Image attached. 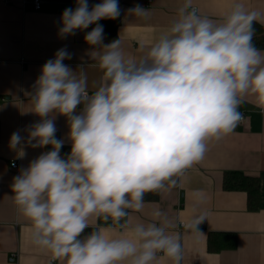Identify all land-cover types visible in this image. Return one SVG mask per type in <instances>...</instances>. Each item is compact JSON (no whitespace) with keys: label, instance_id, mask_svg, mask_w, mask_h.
<instances>
[{"label":"clouds","instance_id":"9594fccd","mask_svg":"<svg viewBox=\"0 0 264 264\" xmlns=\"http://www.w3.org/2000/svg\"><path fill=\"white\" fill-rule=\"evenodd\" d=\"M127 14L147 20L151 11L136 4ZM120 16L118 0H75L63 10L61 39L95 25L84 40L100 80L90 91L85 65L64 63L73 57L67 46L43 64L26 92L27 112L40 119L14 131L9 147L17 159L28 147L50 150L20 168L10 199L32 244L59 264H182L176 225L159 210L136 222L132 214L142 212L147 193L179 186L211 143L234 133L246 119V98L264 112V49L255 43L264 20L242 3L210 18L181 0L154 43L131 57L120 38L104 42L98 23ZM58 116L69 128L65 156ZM205 220L195 214L184 227L199 231Z\"/></svg>","mask_w":264,"mask_h":264},{"label":"crops","instance_id":"0c3cea01","mask_svg":"<svg viewBox=\"0 0 264 264\" xmlns=\"http://www.w3.org/2000/svg\"><path fill=\"white\" fill-rule=\"evenodd\" d=\"M41 1L42 10H35L33 0H0V264H51L52 261L48 253L32 244L31 228L19 218L10 199L13 177L19 174L22 166L27 167L32 159L46 151V147H28L26 157L17 159L16 152L9 147L14 131L23 130L40 119L27 112L31 104L26 92L32 91L43 64L64 46L73 54L71 60L64 61L65 64L73 70L85 65L90 91L98 85L101 76L88 55L90 46L84 40L86 32L95 25L61 39L58 35L60 17L65 8L75 7V0ZM88 2L93 5L102 0ZM118 2L121 16L117 39H121L129 56L137 57L141 48L150 47L170 24L181 0ZM192 3L201 14L210 18H220L234 3H242L247 9L260 12L261 20H264V0H192ZM136 4L151 11L149 19L127 14V9ZM106 41L105 38L104 42L108 43ZM240 110L246 119L233 134L211 143L205 158L186 171L179 186L158 192V198L146 201L142 212L132 214L133 222L149 219L155 210L168 217L181 236L182 264H264V112L255 107L251 97L246 98ZM55 124L57 138L65 139L61 149V155L65 156L71 150L66 139L67 120L58 116ZM21 134L27 135L23 131ZM12 162H18L17 170L11 167ZM229 171L259 176L261 199L258 210H249L245 192L224 189L223 177ZM200 213L206 215L200 230L186 229L184 225ZM99 223L108 227L103 221ZM89 231L91 229L86 230ZM210 233L235 234L237 248L210 252ZM160 264H171V261L162 259Z\"/></svg>","mask_w":264,"mask_h":264},{"label":"trees","instance_id":"16d2710c","mask_svg":"<svg viewBox=\"0 0 264 264\" xmlns=\"http://www.w3.org/2000/svg\"><path fill=\"white\" fill-rule=\"evenodd\" d=\"M98 23L105 26L106 42L117 39V28L120 24V17L115 20H101ZM255 43L257 47H264V28L256 23ZM50 150V146H46V151ZM223 187L226 191L245 192L248 197V208L256 211L260 208L261 199V180L259 176L245 175L239 171H229L224 174ZM158 192L147 193L145 201L156 200ZM238 239L233 233H210L208 237V250L212 253H219L224 250H234L237 248Z\"/></svg>","mask_w":264,"mask_h":264},{"label":"built area","instance_id":"2783aa9c","mask_svg":"<svg viewBox=\"0 0 264 264\" xmlns=\"http://www.w3.org/2000/svg\"><path fill=\"white\" fill-rule=\"evenodd\" d=\"M33 5H34V9L36 10H42V1L41 0H33ZM11 167L14 168V169H18L19 167V164L18 162H12L11 163ZM55 260H52L51 261V264H54Z\"/></svg>","mask_w":264,"mask_h":264}]
</instances>
